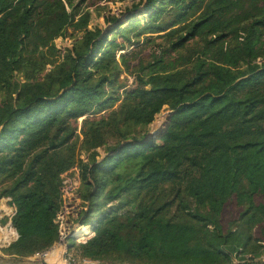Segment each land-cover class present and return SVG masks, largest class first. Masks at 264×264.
Here are the masks:
<instances>
[{"label": "trees", "instance_id": "16d2710c", "mask_svg": "<svg viewBox=\"0 0 264 264\" xmlns=\"http://www.w3.org/2000/svg\"><path fill=\"white\" fill-rule=\"evenodd\" d=\"M83 1L0 0V211L17 232L0 264L60 240L74 167L93 234L66 237L70 263L264 262V0H140L106 30ZM142 37L155 46L133 64Z\"/></svg>", "mask_w": 264, "mask_h": 264}, {"label": "rangeland", "instance_id": "374dc122", "mask_svg": "<svg viewBox=\"0 0 264 264\" xmlns=\"http://www.w3.org/2000/svg\"><path fill=\"white\" fill-rule=\"evenodd\" d=\"M140 0H84L82 3V8L89 9L91 11L92 17L90 21V27L95 25H99L106 30L108 27L113 25V23H108L105 20V16L108 13H116L119 14L121 19L120 23L122 25H128L129 21L127 18L128 8L133 5L134 2H139ZM143 8V3L140 5L137 12V16H139L142 21L147 17L146 12H141L140 9ZM71 30L69 29L66 35H62L56 38V45L62 53L67 51V49H71L76 40V37L71 35ZM135 31H131V35H133ZM81 36V33H79ZM112 36H117L119 40L122 39L120 34L117 31L112 33ZM135 39V38H133ZM156 40L159 41L160 38L156 37ZM155 46L153 42L147 43L143 42V37L141 38L139 43L130 44L127 46L125 50H129L131 56V62L133 64L138 63L139 59H148L150 57L152 48ZM51 67L50 64L47 65V69ZM123 76L128 77L129 84L133 83L134 76L129 74L128 72H124ZM21 77V76H20ZM170 108H163L160 112H158L155 116V119L148 126V132L146 136L152 131H162L168 120L169 115L171 113ZM84 116L79 118V129L82 123ZM102 154H105L104 148H99ZM82 156L86 159V154L83 153ZM64 176V186L61 188L62 192V200L60 210L57 214V221L60 226V240L56 243V245H61L64 243L65 236L68 234H73L77 240H84L89 238L93 232L89 230V226L84 224V221L81 217H78L79 211L81 209V199L79 197L77 187L79 186V169L77 167L72 168L71 170L63 173ZM4 199V198H3ZM5 201V200H4ZM1 204V203H0ZM1 206L2 211H0V232L7 233V239L15 235L13 227H5V224L8 222L6 219L7 213H10V210L7 208V205L3 202ZM86 225L87 227H83ZM90 233H92L90 235ZM1 237V233H0ZM5 245L4 241H0V253L1 247ZM264 258V257H263ZM78 263V261L76 262ZM91 264H100V262H92ZM264 264V262L260 263Z\"/></svg>", "mask_w": 264, "mask_h": 264}, {"label": "crops", "instance_id": "0c3cea01", "mask_svg": "<svg viewBox=\"0 0 264 264\" xmlns=\"http://www.w3.org/2000/svg\"><path fill=\"white\" fill-rule=\"evenodd\" d=\"M90 230V229H89ZM67 235L65 236L64 243L56 245V243L46 252L35 253L33 255L25 257L21 262L14 264H91L92 262H98V260H81L78 263H70L66 260L65 253L67 251ZM8 264V263H7ZM122 264V263H117Z\"/></svg>", "mask_w": 264, "mask_h": 264}, {"label": "water", "instance_id": "95a60500", "mask_svg": "<svg viewBox=\"0 0 264 264\" xmlns=\"http://www.w3.org/2000/svg\"><path fill=\"white\" fill-rule=\"evenodd\" d=\"M175 110H176V109H172V110H171V113H170V115H169V120H168V122H167L165 128H164L162 131H152V132H150V133L145 137V139H149V138H152V137L156 138V137L160 136L161 134H163L164 131L167 129L169 123L171 122V118H172V115H173V113L175 112ZM70 235H73V234H68L67 236H70ZM67 248H68V246H67Z\"/></svg>", "mask_w": 264, "mask_h": 264}, {"label": "built area", "instance_id": "2783aa9c", "mask_svg": "<svg viewBox=\"0 0 264 264\" xmlns=\"http://www.w3.org/2000/svg\"><path fill=\"white\" fill-rule=\"evenodd\" d=\"M10 215V213H7V215L6 216H9ZM5 219V218H4ZM8 222L5 224V227H13V225H12V221H11V218L10 219H8L7 220ZM0 225H2L1 223H0ZM13 229H14V227H13ZM2 235H1V237H0V241H4L5 242V244L11 239V237L9 238V239H7V236H6V234L7 233H5V232H0ZM14 233H15V235L17 234V232H16V230L14 229ZM66 260L69 262V260H68V258H66ZM84 260H89V259H84Z\"/></svg>", "mask_w": 264, "mask_h": 264}, {"label": "bare ground", "instance_id": "6f19581e", "mask_svg": "<svg viewBox=\"0 0 264 264\" xmlns=\"http://www.w3.org/2000/svg\"><path fill=\"white\" fill-rule=\"evenodd\" d=\"M2 235V234H1Z\"/></svg>", "mask_w": 264, "mask_h": 264}]
</instances>
